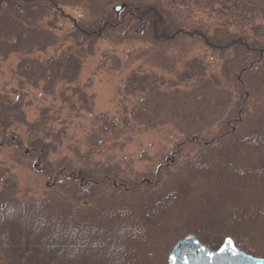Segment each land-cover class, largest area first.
I'll return each instance as SVG.
<instances>
[{"label":"trees","instance_id":"1","mask_svg":"<svg viewBox=\"0 0 264 264\" xmlns=\"http://www.w3.org/2000/svg\"><path fill=\"white\" fill-rule=\"evenodd\" d=\"M79 1L0 0V55L31 53L56 42L39 25L40 16ZM92 1L125 5L121 14L100 18L94 28L77 22V31L87 37L97 38L108 28L115 34L123 21L140 19L152 28L149 45L138 57L149 54L164 71L145 67L128 76L126 88L139 99L126 120L146 127L174 124L181 131L175 147H186L191 155L167 174L163 169L172 164L160 165L153 175L157 184H147L140 175L124 180L101 172L103 167L44 168L51 184L37 200L20 198L16 179L4 178L0 264H85L84 257H108L109 252L124 257L120 264H168L176 228L180 237L193 232L211 247L231 235L243 250L264 255V230L242 231L240 225L251 217L264 222V39L245 31L226 35L197 29L207 50L219 54L216 72L200 58L181 64L180 56L169 54L181 34L191 31L171 21L160 0ZM82 55L78 44L71 45L37 71L47 87L77 81ZM24 118L20 104L0 92V143L38 151L39 138L25 143L14 131Z\"/></svg>","mask_w":264,"mask_h":264},{"label":"rangeland","instance_id":"2","mask_svg":"<svg viewBox=\"0 0 264 264\" xmlns=\"http://www.w3.org/2000/svg\"><path fill=\"white\" fill-rule=\"evenodd\" d=\"M117 3L121 2L62 3L56 12L40 16L38 21L56 36V42L31 53L0 55V92L20 104L25 117L18 121L14 131L21 134L25 143L39 138L36 144L39 150L42 148L41 152L30 151L17 143H0V182L13 176L17 195L22 199L37 200L44 195L51 184L45 169L55 172L61 168L103 167L101 172L107 170L124 180L140 175L147 184H157L153 175L160 165L165 168V164H172L163 169L162 173L167 174L178 169L189 158L186 155H191L186 147H175L181 131L174 124L166 122L146 127L134 125L130 118L126 120L132 105L139 99L126 88L128 76L145 67L158 73L164 71L149 54L145 53L146 63L143 57H138L149 45L152 28L145 26L139 31L144 22L139 19L116 25L115 34L109 28L104 29L94 39L77 31V22L94 28L100 18L105 21L121 14V10L114 9ZM160 3L171 21L191 31L182 33L184 37L180 36V40L173 43L175 46L168 48L170 55L181 57V64L197 57L209 69L220 70L219 54L207 50L197 29L209 33L218 29L226 35L245 31L251 37L264 39V2L260 0H160ZM76 44L83 52L79 79L58 81L47 87L45 77L37 71L39 65ZM121 181L117 184L123 185ZM240 225L242 231L264 230V222L253 217L248 219L247 225ZM178 231L176 228L171 234L169 251L184 236L180 237ZM107 255L84 257L85 264L124 261L118 253Z\"/></svg>","mask_w":264,"mask_h":264},{"label":"water","instance_id":"3","mask_svg":"<svg viewBox=\"0 0 264 264\" xmlns=\"http://www.w3.org/2000/svg\"><path fill=\"white\" fill-rule=\"evenodd\" d=\"M125 4L115 5L117 12ZM145 22L139 29H142ZM169 264H264V255L243 250L231 235H226L221 244L213 248L193 232L181 237L168 254Z\"/></svg>","mask_w":264,"mask_h":264}]
</instances>
